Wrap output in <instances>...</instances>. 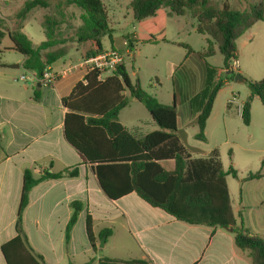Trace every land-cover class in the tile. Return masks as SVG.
I'll return each instance as SVG.
<instances>
[{
	"label": "trees",
	"instance_id": "1",
	"mask_svg": "<svg viewBox=\"0 0 264 264\" xmlns=\"http://www.w3.org/2000/svg\"><path fill=\"white\" fill-rule=\"evenodd\" d=\"M129 6L136 23L134 42H166L167 19L183 17L187 12L196 21L197 33L207 37L206 47L199 53L187 45H180L187 50L186 59H190L202 74L201 89L191 95L186 104L189 114L196 116L198 134L195 139L204 142L206 123L217 93L236 75L232 67L236 61V40L255 24L264 22V0H246V7L242 10H233L227 4L216 7L209 0H131ZM21 7L16 14L15 26L9 32L3 31V20L0 18V40L8 37L11 42L10 46L0 48V55L5 51L19 54L24 58L22 69L36 77H40L63 55L61 51H53L55 47L67 42L75 43L81 58L87 60L102 53L103 37L111 39L108 13L102 0H61L56 4L49 0H27ZM35 9L50 10L43 16L45 41L39 45H34L21 32L29 14ZM74 17L79 24L77 27L69 24ZM132 41L128 44L131 49ZM217 52L222 57L220 69L206 63ZM227 72L229 75L223 78ZM97 75L96 71L88 73L83 82H78L70 95L62 99V106L66 109L63 132L67 143L91 167L104 194L111 200H118L135 193L148 205L159 208L177 221L192 226L231 230L235 246L249 254L251 264H264V239L246 233L234 223L226 177L236 179V171L232 166L227 171L223 170L216 150H212L206 159H194L177 136L179 102L176 93L172 105L159 103L139 84H130L124 61L112 76L103 81H98ZM172 82L176 87L174 78ZM247 84L250 95L243 102L240 115L245 126L250 124L253 98L264 106V78L247 81ZM126 92L128 95L124 96ZM33 96L35 100L39 98L37 92ZM128 97L145 108L158 130L136 136L118 122L120 111L128 105ZM168 160L173 162L171 170L161 165ZM262 167L264 160L259 170L248 173L243 182L260 179ZM77 176V168L57 173L43 171L37 177L32 170L23 171L16 213V236L0 249L5 264H44L22 232V215L28 205L29 193L42 182ZM70 208L72 214L64 232L66 242L82 204L74 202ZM85 230L90 246L95 249L89 215ZM111 233V230L104 229L99 233L100 238L109 237ZM99 264L147 263L101 258Z\"/></svg>",
	"mask_w": 264,
	"mask_h": 264
},
{
	"label": "crops",
	"instance_id": "2",
	"mask_svg": "<svg viewBox=\"0 0 264 264\" xmlns=\"http://www.w3.org/2000/svg\"><path fill=\"white\" fill-rule=\"evenodd\" d=\"M259 24L264 22L255 24L236 41L241 37L250 41L252 30L259 28ZM134 38V34L132 39L123 37L121 43L111 38L108 50L118 51L120 49L115 44L125 47L124 42L128 46ZM53 51H61L63 55L48 68L58 76L51 86L41 84L38 82L39 77L29 72L27 80L20 82L22 85L17 84L19 76L5 72L17 69H8L6 66L9 64L0 62V249L16 236V213L23 171L32 170L37 177L43 171L57 173L77 168L76 178L42 182L29 193L28 205L22 215V232L33 252L41 256L44 264H99L101 258L142 260L147 264H251L249 254L235 246L231 230L192 226L177 221L159 208L151 207L135 193L118 200H111L104 194L91 167L67 143L63 132L66 109L62 106V99L70 95L78 82H83L88 74L87 67L75 43L67 42L55 47ZM124 53L128 55L130 51L126 49ZM23 60L22 57L17 64L18 69H22ZM34 92L39 94L36 100ZM238 96L237 103L242 106L245 99L239 102ZM255 99L251 102L250 124L247 127L253 122V104L257 107ZM228 100L221 120L224 144L231 143L230 136L233 135L230 126L234 115L241 119L237 106L228 105ZM179 107L180 103L177 109L180 112ZM213 110L206 123L205 140H208L210 122L214 120ZM191 116L196 121V116ZM150 123L149 131L138 121L130 128L124 127L132 134L142 136L158 130L152 119ZM187 125L177 120V136L192 157L200 159L195 157L200 152L184 143ZM248 139L245 153L250 160L256 159L261 163L264 160V148H251L253 143H250V137ZM212 150L217 151L215 148ZM219 158L224 170L222 159ZM168 162L172 165L166 170H171L172 161L161 162V165ZM227 177L226 187L235 226L242 227L248 234L264 238V167L260 179L243 182L245 178H241L236 201L229 188L232 185L234 189L235 185L229 183ZM74 202L81 203L82 210L66 242L64 232ZM88 215L92 221L95 249H92L86 236L85 221ZM104 229L112 233L104 237V243L99 247V233ZM116 234L122 239L118 250L113 242ZM1 256L0 251V264H5Z\"/></svg>",
	"mask_w": 264,
	"mask_h": 264
},
{
	"label": "rangeland",
	"instance_id": "3",
	"mask_svg": "<svg viewBox=\"0 0 264 264\" xmlns=\"http://www.w3.org/2000/svg\"><path fill=\"white\" fill-rule=\"evenodd\" d=\"M27 0H0V18L3 20V31L9 32L15 26L16 14L22 8L21 6ZM50 3L56 4L61 0H49ZM131 0H102L108 13L110 28L112 29L111 38L121 43L123 37L132 39L134 27L129 2ZM212 5L221 7L227 4L233 10H242L246 7V0H209ZM70 10V9H68ZM69 12V11H68ZM50 13V10L35 9L33 10L26 22L24 23L23 32L27 38L34 44L38 45L44 41V33L42 29L43 16ZM190 12L183 17L173 16L166 22V42L157 44H141L132 41V49L119 44L115 47L123 54L124 65L132 86L139 84L140 88L147 93L155 96L157 101L163 105H172L174 93L178 96L180 103V112L178 115L179 122L188 124L185 128L184 143L190 148L197 149L200 153L195 155L196 158H208V153L212 149H217L222 159L224 170H228L231 165L236 171L238 178L227 177L235 201L238 199L239 189L241 187L240 180L245 178L248 173H255L259 170V160H250L245 150L248 148L245 143L250 137L251 148H264V106L255 99L257 107L253 104V122L247 127L240 117L234 115L231 124L230 144H224V137L221 134L222 115L225 111L227 99L232 93H237L239 102L246 100L249 93L248 82L259 81L264 78V24H259V28L252 30L253 36L247 41L246 37H241L236 41V61H234V73L245 78V83H236L234 79H229L226 85H223L218 91L214 101V120L210 122L208 140L204 142L195 139L198 134L196 121L188 113L187 99L196 94L203 85L201 71L196 65L186 59L187 50L180 45H187L192 51L199 53L206 47V36H201L196 30V21L190 16ZM75 15L78 12L75 11ZM76 17L69 24L73 27L77 24ZM73 32V31H72ZM71 34V32H69ZM11 45L8 37L0 40V48ZM103 49L108 50L111 41L108 36L102 38ZM128 49L130 53L127 55L124 51ZM22 57L10 51H5L0 55V62L15 65L19 64ZM221 55L217 52L213 57L206 60V63L216 69L221 68ZM15 76L25 75L27 72L21 68L17 70L5 71ZM175 79L174 87L172 79ZM20 83L18 79H16ZM22 85V83H20ZM236 94V96H237ZM244 100V101H245ZM150 117L145 108L137 101L130 100L128 97V105L120 111L118 122L123 126L130 128L136 121L141 122L149 131L151 127ZM214 127V129L212 128ZM216 128V130H215ZM214 130V131H213ZM171 163L164 164L165 169L171 167ZM234 195V196H233ZM264 239L262 237H259ZM114 239V240H113ZM111 239L118 250L122 239L116 236Z\"/></svg>",
	"mask_w": 264,
	"mask_h": 264
},
{
	"label": "built area",
	"instance_id": "4",
	"mask_svg": "<svg viewBox=\"0 0 264 264\" xmlns=\"http://www.w3.org/2000/svg\"><path fill=\"white\" fill-rule=\"evenodd\" d=\"M123 55L113 49L104 51L95 57H90L87 60H84V64L87 67V72H98L97 80L103 81L105 78L112 76L115 72L117 67L124 61ZM235 64L233 62L232 67ZM57 74L51 72L48 68L43 71L42 75L39 77V81L41 84L45 86H51L54 84V81L57 79ZM26 76L22 75L19 76L18 81L24 82L26 81ZM228 105L237 106L239 109L240 115L242 111V106L237 103V98L235 95H232L228 100Z\"/></svg>",
	"mask_w": 264,
	"mask_h": 264
},
{
	"label": "water",
	"instance_id": "5",
	"mask_svg": "<svg viewBox=\"0 0 264 264\" xmlns=\"http://www.w3.org/2000/svg\"><path fill=\"white\" fill-rule=\"evenodd\" d=\"M8 69H18L19 68V65H17V64H15V65H7L6 66ZM227 75H229V72H227L226 74H224L223 75V78H225ZM234 82H236V83H245L246 82V80H245V78H243L242 76H240V75H235L234 76ZM133 98L132 97H130V100H132ZM104 240H105V238L103 237V238H101V240H100V246L99 247H102V245H103V243H104Z\"/></svg>",
	"mask_w": 264,
	"mask_h": 264
}]
</instances>
